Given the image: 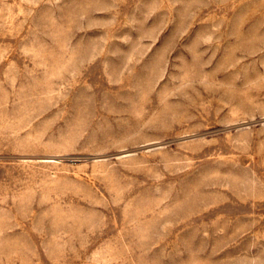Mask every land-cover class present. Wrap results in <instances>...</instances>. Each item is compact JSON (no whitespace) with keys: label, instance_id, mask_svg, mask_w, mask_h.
Wrapping results in <instances>:
<instances>
[{"label":"rangeland","instance_id":"rangeland-1","mask_svg":"<svg viewBox=\"0 0 264 264\" xmlns=\"http://www.w3.org/2000/svg\"><path fill=\"white\" fill-rule=\"evenodd\" d=\"M0 264H264V0H0Z\"/></svg>","mask_w":264,"mask_h":264}]
</instances>
